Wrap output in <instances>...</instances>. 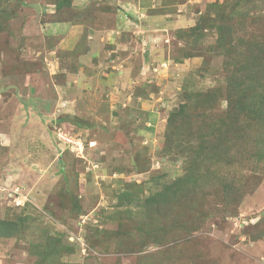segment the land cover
Instances as JSON below:
<instances>
[{
	"label": "rangeland",
	"instance_id": "374dc122",
	"mask_svg": "<svg viewBox=\"0 0 264 264\" xmlns=\"http://www.w3.org/2000/svg\"><path fill=\"white\" fill-rule=\"evenodd\" d=\"M54 2L0 18V220L24 226L0 264L49 238L61 264H264V69L215 44L236 0ZM233 75L255 121L229 119Z\"/></svg>",
	"mask_w": 264,
	"mask_h": 264
},
{
	"label": "trees",
	"instance_id": "16d2710c",
	"mask_svg": "<svg viewBox=\"0 0 264 264\" xmlns=\"http://www.w3.org/2000/svg\"><path fill=\"white\" fill-rule=\"evenodd\" d=\"M14 5H11L9 0H0V18L8 19L12 18L11 11H15L22 0H14ZM55 7V14L60 13L63 9H69L70 2L69 0H53ZM10 7H14L9 10ZM243 9V12L240 9ZM264 11V0H236L232 5V9L229 14L225 17L220 18L217 25L214 26L216 32V50L222 54L225 53L228 61H232V64L239 61L238 66L234 68H240L244 63L250 62L255 64L256 68L259 69V73L264 69V38L263 43L253 42L246 43L242 47H237L235 44L232 45V40L237 38V32H234L235 27L231 26L230 22L233 18H237L238 25L243 24L245 21V16L248 13L263 14ZM233 56L234 59L229 58ZM240 58L243 63L241 64ZM249 63V64H250ZM230 71V70H229ZM232 74L231 72H229ZM258 74V72H257ZM235 75V74H234ZM230 76L227 80V106L229 108V119L233 122H237L239 117H242L246 121H255L257 117L254 107L247 102V93H249V87H253L254 82H237L235 78ZM248 88V90H247ZM261 89H264L262 85ZM259 159H262V155L257 156ZM22 218L17 217L16 220H0V239H8L11 237H18L21 234L23 226ZM139 232V231H138ZM140 234L142 232H139ZM143 234V233H142ZM156 233L149 235L151 243L153 245L161 244L160 240ZM70 249L67 246H64L60 239L58 238H49L46 244L39 243L33 246H30L27 250L28 255L36 256L37 261L35 264H61L60 259L62 256L70 253Z\"/></svg>",
	"mask_w": 264,
	"mask_h": 264
},
{
	"label": "built area",
	"instance_id": "2783aa9c",
	"mask_svg": "<svg viewBox=\"0 0 264 264\" xmlns=\"http://www.w3.org/2000/svg\"><path fill=\"white\" fill-rule=\"evenodd\" d=\"M76 145H78V144H76Z\"/></svg>",
	"mask_w": 264,
	"mask_h": 264
}]
</instances>
